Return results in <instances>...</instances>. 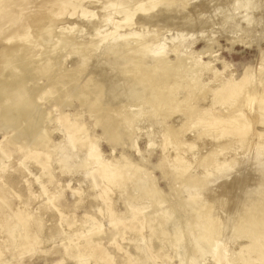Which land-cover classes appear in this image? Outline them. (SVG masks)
I'll list each match as a JSON object with an SVG mask.
<instances>
[{
    "label": "bare ground",
    "instance_id": "6f19581e",
    "mask_svg": "<svg viewBox=\"0 0 264 264\" xmlns=\"http://www.w3.org/2000/svg\"><path fill=\"white\" fill-rule=\"evenodd\" d=\"M190 1L192 0H184L181 3L179 0V4L185 8V13L182 11L184 14L187 13V3ZM261 1L219 0V3L212 6L214 12L221 14V19H219L220 26L224 28L227 23L232 31L228 32H231L233 36L226 38L231 45L244 43L242 35L251 33L254 26L258 23V20L254 18V13L259 11L260 7H263L260 5V3L262 4ZM83 2L84 0H56L54 3L62 9L72 8L75 12L80 10L83 17L91 16V13L84 11ZM95 2L100 4L98 8L102 10V15L97 19V22L92 24L91 22L87 24L74 22L68 26H60L58 27L59 33L56 35L54 33L56 31H53L56 26L52 25L49 15L45 13L32 17L28 25L21 24L18 28L8 30L0 40L4 45L0 50V57L4 59L0 61V73L4 71L8 76L5 78L0 75V78H5L0 81V133L11 134L8 143L17 144L19 152L27 150L28 156L26 160L30 159V161L23 163L24 169L28 179L35 173L34 181L39 187L35 192H32V195L36 197L37 201H48L52 205L53 210L61 217V224L67 231L68 236L71 234V237H76V240L71 239L70 246L65 245L66 255L74 254L73 256L78 258L81 264H112V258L101 249L103 235L101 224L88 214H85L80 220L75 219L74 216H71L70 220H66L68 215L54 203V197L57 192L49 193L46 190L43 179L46 177L49 182L53 183V178L49 172V168L53 165L57 167L61 176L68 178L66 185L58 183L57 187H67L71 195L77 197L76 205L82 204L86 199L101 203L102 208H99L98 212L102 214L101 212L105 209L103 214L108 220L109 226L112 227V240L120 233L133 236L132 240L134 243L136 242L135 250L144 255V259L142 262L139 261L140 263H150V256L155 259L158 256V252L164 249L160 248L161 241L168 239L170 242L167 243H171L176 247H174L176 250L173 257L165 255L169 261L177 258L179 264H198L202 262L203 258L206 259L207 257L213 264H231L230 261L233 258L228 256L230 250L227 243V240L230 239L227 238L228 236L225 233L228 228H225V224L229 223L232 217L229 214L230 206L227 204L229 201L227 199L229 198L228 193H230L228 189H232L229 186V179L233 178V170H236L239 164L242 163L244 165V163L249 162L251 164L250 173L252 172V176L250 174L252 177L251 184H249L251 192H247V198L240 200V202L243 200L244 205H240L241 208L238 209L239 212L234 216L235 220L229 229L230 232L227 233H229L231 239L236 238L239 241L246 242V244L241 246L237 254L232 253L234 260L242 264H264V132L257 133L258 139L253 143V160H251V163L248 161V155H250L249 147L253 141V136L250 134L253 122L255 125L259 124L264 127V52L262 50L260 52V61L263 66L260 65L257 71L247 68L239 79H235L232 73L228 79H225L222 75L223 72L220 73L215 67L211 66V62L201 61L200 58L202 57L196 58L194 68H190L192 79H189L192 80V87L185 88V84L181 87L178 85V89L176 83L171 82V80L175 81L184 77L183 70L184 73L186 72L182 68L189 56H191L188 53L192 51L191 46L202 39L205 48L197 54L203 56L206 54V48L210 47V39L207 37L206 39L203 35L196 33L190 36L191 41L188 42L186 34H181L180 30V33L168 38H161V40L151 35V40H148L150 36L146 38L147 40H144L137 33H132L131 30L126 35H118L116 33L124 27L132 26L134 18L139 17L142 21L149 22V19L151 20L153 16L155 17L153 12L159 6L162 7L159 12L162 14V19H164L165 10L172 8L178 0H100V2L96 0ZM9 4L10 0H0V12L6 9ZM203 7L201 5H193L188 9H191L190 12L195 14L199 13L198 16H200ZM206 8H208V5ZM176 11L178 13V10ZM120 15L122 17L114 21L115 17ZM176 16L179 18V15ZM183 19L188 20L187 15ZM239 20L243 21V27H240L239 24L238 28ZM166 21L164 22H169ZM198 22L203 27L209 21L199 17ZM76 25L80 26V34L76 33V36H72V30ZM159 25L160 22H158V27ZM168 25V27H171L170 22ZM214 25L215 23H210L207 26L213 29ZM155 27L157 28V24ZM88 28L93 30L91 32H94L92 34L94 37L85 40L83 39L85 36L81 33ZM262 29V35L258 42H254L255 44L264 41V25ZM31 34L34 36L32 37ZM50 34L56 36V42L51 40L54 37L52 35L50 38ZM196 35H199L197 39L194 37ZM47 38H50V40ZM246 38V43L249 44V40ZM83 41L85 42V47H82ZM46 42L50 46L46 48L48 49L46 52L41 53L38 59L35 50L40 49L42 44ZM188 48L190 49L189 51ZM79 49L84 51L85 55L94 52V56L97 57H95L96 60L100 58L99 60H104L105 64L100 62L99 65H103L99 66V61H94L95 63H92L93 66L98 65L99 69L102 66L103 68L107 66L108 70L101 68L99 70L100 73H97L96 69V72H94L92 71L93 68H91L89 76L83 78L81 80L82 83L79 81L75 83L74 79L65 77L67 73L63 75V78L60 77L62 74L59 73V70L63 64L62 61H65L63 59L66 57L74 59L72 51ZM184 49H187L188 52L185 51L186 53H183L182 50ZM58 50H65V54L58 53ZM21 52H24V55ZM76 52L79 53V51ZM171 56H174L175 60L170 63L167 60H171L168 59ZM89 61L90 59L88 58V63H86L87 61L81 62L79 66L81 65L82 69L89 71L87 67L90 64ZM144 61L149 62V66ZM220 63L224 70H228L229 67L224 61ZM75 64L72 65L71 63L70 65L76 67ZM143 64H146V66ZM140 65L143 68H140ZM74 67L73 70H75ZM202 69L208 70V74L211 76L208 77L209 80L206 82L201 80V76L200 80L198 77ZM65 70L68 71V69ZM70 73H73V71ZM204 73L206 75V72ZM99 74L100 80L90 77L97 78ZM187 76L189 77V75ZM40 78H45L46 84L38 92V89H35L36 93L32 92L35 87H29L31 90L28 87L26 88V85H23V83L28 84L29 81H31L30 84H34L35 80ZM124 78H132V80L135 78L134 80L137 79V81L148 84L151 89L150 95L147 96L151 105L150 112L148 111L150 106L145 107L148 113L140 109L146 93L143 98L139 97V105L134 110L135 112L132 110V113L128 114L129 112L124 109L128 113L123 110L121 112H124V114L118 111L120 114L114 115L115 111H112L113 117L110 114L109 117L111 119L107 120L108 116L106 115L107 119L105 121L103 120L105 116L96 107L97 104L94 106L91 103L90 114L91 117L95 116V123L92 128H88L86 124L82 123L78 119V115H69L61 112L63 106H67L69 100L73 98L82 103L86 102L84 99L90 93L96 96V94L101 95L102 92V96L107 98L106 96L109 93L106 94L104 91L111 84L113 85L114 80L122 79L123 83H127ZM33 81L35 82L32 83ZM121 81L119 80L120 85ZM115 84L116 86L119 85L118 83ZM60 85L61 89H63L61 91L63 97L56 96ZM141 85L142 83L136 86L141 87ZM122 87L124 88L125 86L122 84ZM180 88L183 94L181 99L176 95ZM109 89L112 88L110 87ZM131 90L133 91L134 87ZM117 91H119V88ZM114 93L117 94L116 90ZM102 96L101 101L103 99ZM112 97L110 96L109 99H112ZM44 102L52 103L56 111H60V117H56L51 110L46 113L43 112L45 113L43 115L42 113L40 114L38 111L44 105ZM102 102H104V99ZM108 104L109 102L106 104L107 107ZM120 106H118L119 110ZM216 106L221 108L220 113L216 112ZM112 110L115 109L113 108ZM177 116L180 117L181 122L173 121L168 124L169 120ZM175 118L174 120H176ZM53 122L57 124V128L53 129L52 127L53 130L47 131L44 125L46 126ZM120 128L129 137L131 151L136 150L137 141L143 135L147 143L145 153L150 157L155 150L154 140L159 135L163 139L161 142L163 147L166 148L169 143H175L178 150L188 146L191 155L195 156L194 169L192 170L186 167L177 156L175 161L178 163V167L174 171L166 170L164 161H159L155 166V169L160 171L165 180H174L176 182L173 188L176 197H179L182 193V188L185 189L187 198L182 197L184 199L180 200V205L178 204V206L183 208L182 216L190 212L193 217L191 218L193 220H191L192 222L190 221V226H187V230L180 231L177 221L175 220L176 223L170 221L176 209L174 207L169 209L167 206H160L163 195L158 187L152 183L154 179L152 175H143L142 171L144 168L139 163L126 161L124 153L110 160L104 159V152L100 145L102 137H98L95 134V130L100 129L105 139H111ZM56 134H60L62 139L56 141L54 138ZM189 135L192 136L193 141L187 140ZM204 139L209 142V146L202 145L200 152H194L197 142ZM236 145L240 146L243 158L246 157L244 163L241 160V162H237L238 165H233L234 160L231 159L228 164L221 163L218 165L216 161L220 152L225 148H231ZM136 153L141 158L139 151L136 150ZM211 166L215 168L211 169ZM198 169H203L204 174L195 175L194 173ZM73 181L76 184L75 188V184L71 187ZM3 184L0 177V262H2V257L9 252L10 248L15 250V259H18L25 253L37 251L41 244V240L34 231L28 215L23 210V205L19 204L16 208L8 206L5 192L2 190ZM235 185H237V182ZM192 189L196 191L190 193ZM115 191L122 192V203L127 212L131 213L130 219L132 221L129 224L126 223L127 221L116 220L118 213H116L109 196ZM186 199L190 202L189 205H186ZM137 200H145V204L140 202L141 206H134ZM259 202L261 204H258ZM3 213L8 214L6 221L3 219ZM10 222H12L11 225ZM168 224L171 228H169ZM121 228L123 229L121 230ZM172 228L173 230L170 232ZM145 231L148 232L146 237L148 243L142 244L146 239L143 237V232ZM186 237L189 239V246L191 245L190 249L193 252L184 260L185 254L183 255L179 248H181V244ZM151 242H157L156 248L155 246H150ZM145 247H147L146 251H144ZM147 251L150 255L147 254ZM195 253L198 254V257ZM134 261L136 260L128 255L127 263L135 264ZM75 263L77 264V262Z\"/></svg>",
    "mask_w": 264,
    "mask_h": 264
},
{
    "label": "rangeland",
    "instance_id": "374dc122",
    "mask_svg": "<svg viewBox=\"0 0 264 264\" xmlns=\"http://www.w3.org/2000/svg\"><path fill=\"white\" fill-rule=\"evenodd\" d=\"M95 1L96 0H84V2H83V5L85 6L84 11L86 13H91L90 15L94 16V17H91V16L83 17V16H81L80 10L75 12L72 8L62 9V8L57 7L54 3V2H56V0H10V4L6 7V9H3V11L0 12V40H1L2 36L8 30H11L12 28H18L21 26V24L28 25V23L30 22L32 17L38 16V15H43L45 13H47L49 15V20L52 23V25L56 26L57 29L56 28L53 29V31H56V32H54V33H56V35H58V33H59L58 27H60V26L61 27L62 26H68L69 24H71V23L73 24L74 22H81L83 24H87L90 22L92 24L94 22H97L98 21L97 19L102 15V10H100V8H98V5H100V4L96 3ZM97 1L100 2V0H97ZM183 1L184 0H180L181 3H183ZM180 2L178 0V2L175 5H173L172 8H168L165 10L166 14H163V16L165 15L164 19H162L163 18V17H161L162 14L159 12L162 7L159 6L160 9L158 7L155 9L156 11L153 12V15H155V17L153 16L151 18V20L149 19V22L144 21V20H143L144 21L143 22L141 19H139V17H137V18H134V21H133L134 24L132 26L124 27L116 33L118 35H126L128 33V31L131 30L132 33H134V34L137 33V35L144 40H147L146 38H148L150 35L152 37H156L159 40H161V38L162 39L168 38L170 36L176 35L177 33L181 32V34H183V35L186 34V37H187L186 39L188 42L191 41V37H190L191 35L198 33V34L203 35L205 38L207 37L208 39H210L211 40L210 41L211 43L209 45L210 47L206 48V50H207L206 54L203 56L197 54L199 51H201L203 48H205V44H204V41L202 39H200L201 41L198 40L197 43H195V45L193 44V46H191V50L193 52L192 51L190 52L189 48H188L189 52L187 51V49L182 50L183 53L188 52V53H190L189 55H191V56H189V58L187 59V62L184 64V66L182 68V70L185 69V72H186V73H184V70H183L184 77L182 79H177L175 81L171 80V82L173 81V83H176L177 88H178V85L181 87V86H184L185 84H186L185 88L192 87V80H190V79H192V76H190V70L192 68H194V63H195L194 61H196V58H199V57H202L200 59L203 62H211V66L215 67L220 73L223 72L222 75H223V78H225V79L226 78L228 79L230 77L231 73L233 74V77L235 79H239L243 75V72L247 68H249L252 71H257V69L260 67V65L263 66L262 65L263 63L261 64V61H260V52H261V50H262V52H264V41H260L259 44H255L254 42H258V40L260 39L262 32H263L262 28L264 25V0L261 1L262 4L260 3V5L263 7L262 8L260 7V10L256 11L254 13V18L258 20V23L254 26L251 33H249L248 35H245V34L242 35L244 43H234L233 45H231L226 40V38H230L231 36H233L231 34L232 31H231L229 25L226 23L224 25V28H222L220 26V24H219L220 20L219 19H221V14L219 12H214L213 7H212V6H214V4L216 5L217 3H219V0H192V1L187 3V8H186L187 13L186 14H184L185 8H183L179 4ZM192 4L194 6H196V5L204 6L202 9L203 11L200 12L201 13L200 16H198L199 13L195 14L194 12H190L191 9H188V8H191V6H193ZM206 4L208 5V8H206L207 7ZM173 7H174V11H173ZM209 7H210V9H209ZM176 10H178V13ZM171 11H173V12H171ZM182 11H184V13ZM173 13H174V15H173ZM228 14H230V13H228ZM176 15H179V18H177L178 16H176ZM185 15H187L188 20L183 19ZM120 17H122V15L115 17L114 21L119 20ZM199 17H201L203 20H207L209 22L206 23V25H203V27H202V25L198 22ZM160 19L163 23L161 21H159ZM163 20L169 21L171 27H168L169 22L165 23ZM178 20H179V22H178ZM157 21L160 22V25L162 23L161 26L159 25V27H161V28L158 27ZM239 21L241 23L238 22V28H239V24H240V27H243V21L242 20H239ZM259 21H260V24H259ZM171 22L174 24H172ZM210 23H215V25L213 26V29H212V27L210 28V26H207ZM156 24H157V28L155 27ZM163 24H165V25L163 26ZM75 27H76V29H75ZM74 29L72 30V34H71L72 36H76V33L77 34L79 33L80 26L76 25V26H74ZM179 30H180V32H179ZM91 31H93V30H91L90 28L83 31V33H81L82 35L85 36L83 39H85V40L86 39H88V40L92 39V37H94V35H92V34H94V32H91ZM228 31H231V32H228ZM52 35L50 34V38H51V36L54 38H51V40H53V42H56L57 41L56 36L54 34H52ZM237 35H241V34H237ZM31 36H32V34H31ZM46 36H47V34H46ZM151 36L149 37L148 40H151L150 39V38H152ZM194 37H196V39H197L199 37V35L198 36L196 35ZM50 38H47V39L50 40ZM245 38L247 40H249V44L246 43L247 41L245 40ZM249 38H251V39H249ZM48 40H46V41H48ZM84 41L82 43L83 44L82 47H85L86 41L85 42ZM47 43L48 42L42 44V47L40 46L41 47L40 49L35 50V54L37 55L38 59L40 58L41 53L46 52L48 50L46 48H48V46H50V44H47ZM245 43H246V45H244ZM45 44H47V45H45ZM3 47H4V45L0 41V50ZM76 51H79V53H77ZM76 51H72V53L74 54L72 57H74V59H71L68 57L63 59L65 61H62L63 64L59 70V73L62 74L60 77L63 78V75L65 73H67V74H65L66 75L65 77H68L72 80L74 79L75 83H78V81L80 83H82L81 80H83V78H86L87 76H89V74H90L89 72L92 70L91 68H93L92 71H94V72H96V70H97V73H100L99 70L101 68L103 70L104 69L108 70L107 66L104 68L102 66L100 69L98 68L99 66L105 64L104 63L105 61L102 59H101L102 61L99 60L100 58L98 60H96L97 57L94 56V52H92L91 54L85 55V52L82 51L81 49L76 50ZM59 52H60V54H65V50H58V53ZM21 53H22V55H24V52H21ZM75 53L79 54L81 56V58L79 55H77ZM76 55L78 56L79 59L76 58L77 57ZM86 57H88L90 59V61H89L90 64L87 66L89 71H87V69L86 70L82 69L81 65L79 66V63H81V62L87 61L86 63H88V58L85 59ZM93 59H95V60H93ZM168 59H171V60H167L168 62L170 61V63H171L175 60V57L171 56V57H168ZM3 60H4L3 57H2V59L0 57V61H3ZM72 60L75 61L76 64ZM77 61H79V62H77ZM94 61L95 62L99 61L98 65L100 62L103 64H100L99 66L98 65L93 66V64L95 63ZM221 61H224L228 65V67H229L228 70L223 69V66L220 63ZM144 62H146L147 66H149V64H148L149 62H147V61H144ZM71 63H72V65L75 64L76 67L71 66L70 65ZM77 63H78V65H77ZM146 64H143V65L146 66ZM77 66H79V67L77 68ZM71 67H72V69H71ZM73 67L75 70H73ZM140 68H143V67L140 65ZM64 69H68V71L67 70L64 71ZM78 69H80V70H78ZM72 71H73V73H70ZM207 71L208 70L205 71V69H202L201 73L199 72V74H200L198 76L199 80H200V76H201V80H203V82H206L209 80L208 77H211V76L208 74L209 71L208 72ZM204 72H206V75ZM97 73H96V75H97ZM75 74H79V75H75ZM185 74H186V79H185ZM0 75H1V77L2 76H4L5 78L8 77L4 71H2V73H0ZM187 75H189V77ZM99 76H100V74L98 75L97 78L92 77V76H90V77L93 79H96V80H100L101 77H99ZM4 77H3V79H5ZM3 79L0 78V81H2ZM44 79L40 78L39 80L36 79L35 80L36 82L35 81L32 82V83L35 82L36 84L35 83L30 84L31 81H29L28 84L23 83V85L24 86L26 85L25 86L26 88L27 87L29 88L32 86L35 87L33 89L34 91H32V92L36 93L35 89H38L37 90V92H38L40 90V88H42L44 86V84H46V79L45 80ZM134 79L135 78H133V80H132V78H126L125 81H127V83H125V82L123 83L122 82L123 80L119 79L120 81L122 80L121 85H120L118 79H117L118 81L114 80L113 85L111 84V86H109V88L111 87L112 89L108 88V89H106L107 92L104 91L106 94L109 93L108 94L109 96L108 95L106 96L107 98H104V96H102L103 95V92H102L101 95L96 94V96L97 95L99 96V97L97 96V98H96V96H93L95 94L90 93L89 95L86 96L87 98L85 97V99H84V100H86V102L84 101L82 103H79V101L76 98L70 99L69 103H67L68 105L63 106L61 112L64 114H69V115H74V114L78 115L79 116L78 119L80 121H82V123L86 124L88 128H90V127L92 128V126L95 123V116L91 117V114H90L91 111L89 109L90 105L93 104L95 106L97 104L96 107H97V109H99L101 111V114L103 113V115L105 116L103 118V120L105 121V119H107L106 115L108 116L107 120H109V119H111L109 117V115L112 114L111 116L113 117L114 111H115L114 115L120 114L118 111L121 112L124 109L129 112L128 113L124 110V112L128 113V114L132 113V110H133V112H135L134 110H136L137 106L139 105V103H138L139 97L143 98V95H145V93H146V96H144V99H145L143 102L144 105L143 104L140 105V109L142 111H145V113L146 112L148 113V111L150 112V110H151V105L148 101L149 97H147V96L150 95L151 89L148 87V84H146L144 82L137 81V79L136 80H134ZM177 81L180 84H178ZM114 82L118 83L119 85L116 86V84ZM184 82H186V83H184ZM188 82H189V84H188ZM131 83H132V85H131ZM140 83H142L143 86L142 85H141V87L136 86L137 84H140ZM143 83L146 85H144ZM122 84H123V86H125L124 88L122 87ZM132 87H134L133 91L131 90ZM135 87H136V89H138L137 91H136ZM143 87L144 88L147 87V88L144 89ZM150 87H152V86H150ZM116 88L117 89L119 88V91H117ZM141 88H142V91H141ZM29 89H31V88H29ZM62 90L63 89H61V85L58 86V93L56 94V96L58 95V96L63 97V95H61ZM115 90H116L117 94L114 93ZM135 91L137 94L135 93ZM144 91H146V92H144ZM180 91H181V93H180ZM176 95L180 99L183 97L181 88H180V90L177 91ZM101 96L104 99V102H102L103 99L101 101ZM110 96H113L112 99H109ZM124 96L127 97L129 101ZM146 97H147V99H146ZM135 98H136V100H135ZM137 99H138V101H137ZM62 100H64V99L62 98ZM98 100H100L101 102ZM105 100L109 102L108 107L106 105L108 102H106ZM95 101L96 102L98 101V102L96 103ZM120 101L122 102V104H120L121 103ZM145 102H147V103H145ZM110 103H112L111 106H110ZM129 104H131V105H129ZM118 106H120L119 107L120 110L118 109ZM123 106H124V108H123ZM128 106H129V109H128ZM149 106H150V108H148V111H147V108L145 109V107H149ZM113 108L115 110H112ZM116 109H117V111H116ZM130 109H131V111H130ZM220 109L221 108H218V106L215 107L216 112L220 113L221 112ZM50 110L53 111V114L56 117H60V111H56V108L52 105V103L48 104L47 102H44V105L41 108H39L38 112H40V114L42 113V115H43L46 112H49ZM105 111H106V113H105ZM108 111L111 113H109ZM43 112H45V113H43ZM124 112H121V113L124 114ZM174 118L172 120H169L168 124L172 123L173 121H177V123L181 122L180 117L177 116L175 118L176 120H174ZM252 122H253V120H252ZM44 127L46 128L47 131H51L54 128H57V124L55 122H53V123L48 124L46 126L44 125ZM52 127H53V129H52ZM260 132H264V127L262 125H259V124L255 125V123L253 122V128L251 129V133H250L253 136V139H252L253 141L249 147L250 155H248L249 156L248 161H250V163L252 162L251 160H253L252 156L254 154L253 143H254V141H256L258 139L257 133H260ZM95 134L98 137H100V136L102 137L100 140V145H101V148L104 152V159L105 160H110L113 157H119V155L121 153H124V158L126 159V161L137 162L140 164V166H142L144 168L142 171L143 175H148V174L152 175V177L154 178L152 183L158 187V189L160 190V192L163 195L161 198V201H160L161 202L160 206H162V207L167 206L169 209H172L174 207L176 209V211L173 213V216L171 217L170 221L171 222L174 221V223H176V221H177L178 229L180 231L187 230V228H188L187 226H190V224L192 222L191 220H193L191 218H193V217H192L190 212H187L188 215L186 213L185 215L182 216L183 208H180L178 206V204L180 205L181 199L183 200L184 198H187V196H186L187 194H185V189L182 188L181 189L182 193L179 195V197H176V195L174 193V189H173L174 185H176V182H174V180H167V179L165 180V178L162 176L160 171L155 169V166L157 165V163L159 161H164L166 170H168V171L173 170L174 171V169L176 167H178V163L175 161V158L177 156V158L179 160L183 161L182 163L184 165H186V167H188L191 170L194 169V157L195 156L191 155L190 150H188V146H185V148H181L178 150L175 143H169L165 148L161 144L163 139L158 135L154 140L155 150L152 153V155L149 157L147 155V153H145L147 150V148H146L147 143L145 141V137L143 135H141L137 141V146H136V150L139 151V153L141 154V158H139L137 156L135 149L131 151V146H130L131 144H130L129 137L126 135V133L121 128L117 130V134L111 139L110 138L105 139L102 136V132L100 129H96ZM10 135L11 134L0 133V177L4 183L2 186V190L5 192L6 202L8 203V206H10L11 208L12 207L16 208L19 206V204H21V206L23 205L22 206L23 210L26 212L25 214L28 215V217L32 223V227H33L34 231L36 232V234L39 236V238L41 240V244H40L39 248L37 249V251L25 253L22 257H19L18 259H15V256H16L15 250L10 248L9 252L6 253L4 255V257H2V259H1L2 262H0V264H2V263L3 264H76L75 262H77V264H81V263H79L78 258L73 256L74 254H69L67 256L66 255L67 253L65 251V245L70 246L71 245V239L76 240V237H71L70 236L71 234L68 236L67 231L63 228V226L61 224L62 223L61 217L59 216L58 213H56L53 210L52 205L48 201H46V200L37 201L36 197H34L32 195V192H35L39 187H38V184L34 181L35 173H33V175H31L28 179L27 173L25 172V169H24L23 163L30 161V159L26 160V157L28 156V152H27V150H22V152H19L17 150V148H18L17 144L8 143ZM54 138L56 141H59L62 139V136L60 134H56ZM187 140L193 141L192 136L191 135L187 136ZM202 145L209 146V142L206 141V139H204L202 141H198L197 147L195 148L194 152H200ZM7 146H8V148H7ZM3 151H5V152H3ZM231 159L234 160L233 165L237 164V162H241V160L244 163V160H246V157L243 158L242 152L240 150V146L236 145V146L231 147V148L223 149L222 152H220V155L217 157L216 162L218 165H220L221 163L228 164ZM246 163H244V165H242V163L239 164V166L236 167L237 169L233 170V173H232L233 178L229 179L230 185L228 184L229 186L232 187L231 190L228 189L230 191V193H228L229 198H227V199H229V201H228L229 203L227 202V204H229V206H230L229 208L231 209V210L229 209V211H230L229 214L232 217H231V220H229L230 221L229 223H231V224L230 225H229V223H226L228 225L225 224V228L228 227L225 233L228 236L227 238L230 239V240H227V243L229 245L228 248L230 250V252H228L229 253L228 256L233 258L230 261L231 264H235V263L242 264V263L238 262L237 260H234V256L232 255V253L237 254L238 251L240 250L241 246L246 244V242L241 241V240L239 241L236 238L231 239L229 233H227V232H230L229 229L231 228V225L235 220L234 216L237 214V212H239L238 209H240L241 206L244 205L243 200L241 202H240V200L242 198H247L246 197V195H248L247 192H251L250 191L251 189L249 187L250 186L249 184H251V179H252V177H251L252 172L250 173L251 164H249V162H248L247 164H249V165H247ZM53 166L49 168V172L51 173V176L53 178V183L49 182V179H47L46 177H44L43 180L45 182L46 190L49 193L57 192L55 194V197H54V203L57 207L62 209V211L65 214H67L69 216V217L67 216L66 220H70L71 216H74L75 219L80 220L81 218H83V216L85 214L90 215L93 219H95V221H97L101 224V232L103 234L102 239H101V249H102V251L107 253L112 258V264H128L127 263L128 255L132 256L133 259L136 260V261H134L135 264H143L140 262L143 261L144 255L135 250V243L136 242L134 243V241L132 240L133 236L120 233V234L116 235L114 237V239L112 240L111 239L112 227L109 226L108 220L106 219L105 215L103 214L105 212V209H104V211L101 212L102 214H99V212H98V209L102 208L101 203L99 201L94 202V201H91L89 199H86L82 202V204L76 205V202L78 201V199L76 196L71 195V192L67 187H65V186L63 188L57 187L58 183H60L61 185H66V183L68 182V178L61 176L59 174V170L57 169V167L55 165H53ZM210 168L214 169L215 167L211 166ZM228 168H230V167L228 166ZM244 171H245V173H244ZM194 174L195 175H203L204 171H203V169H198L197 172H195ZM233 174H235V175H233ZM250 174H251V176H250ZM242 175H243V177H242ZM173 182H174V184H173ZM236 182H237V185H235ZM73 184H75L74 181L71 183V187L73 186ZM75 187H76V184L74 185V188ZM237 187H239V188H237ZM258 189H260V188H258ZM244 190H247V191H244ZM195 191H196L195 189H192L190 193H194ZM115 192L113 194H109V196L111 198V203L113 204V206L116 210V213H118L116 216V220L122 221V222L127 221L126 223L129 224V222L132 221L130 219L131 213L127 212V209L125 208V206L122 203V200H121L122 192H120V193L119 192L115 193ZM182 197H184V198H182ZM117 198H119V199H117ZM140 202L145 204V200H141V201L137 200L135 202L134 206H137V207L141 206L142 204ZM185 203H186V205L190 204V202L187 199H186ZM241 203H243V204H241ZM261 203H262V201H261ZM261 203L259 202L258 204H261ZM235 208H236V210H235ZM4 215H5V217H4ZM55 216H57V217H55ZM7 218H8V214L3 213V219L6 221ZM59 223L61 224V226ZM11 224H12V222H10V225ZM181 224H182V226H181ZM187 224H189V225H187ZM168 226H169V224H168ZM169 228H171V226H169ZM122 229L123 228H121V230ZM172 230H173V228L170 229V232H172ZM143 235H144L143 237L146 238L148 236V232L147 231L143 232ZM129 239H131V240H129ZM146 240H147V238L144 240V242H142V244H147L148 242ZM233 240H236V241H233ZM73 242H75V241H73ZM167 242H170V241L168 239L164 240L163 242L161 241L160 248H162V249L164 248V249L158 252V256L155 259H152V257L150 256V263H144V264H179L177 258H174L173 260L169 261L165 257V255H169V256L173 257L175 254L174 251L176 250L175 249L176 247L173 244H171V243L168 244ZM171 242L174 243L173 241H171ZM150 244H151L150 246H155V248H156L157 242H151ZM119 247H120V249H119ZM190 248H191V245L189 246V239L186 237L185 240L181 244V248H179L180 252L183 255L185 254V258L183 257V255H181L184 258V260L187 258V256H190L191 253L193 252ZM146 250H147V247H145L144 251H146ZM183 250L185 251V253ZM197 250H198V248H197ZM126 252L128 255L125 254ZM147 254L150 255V253L148 251H147ZM195 255L197 256L198 254L195 253ZM8 259H10V261H8ZM209 260L210 259H207V257H206V259L203 258L202 262H199L198 264H213L211 262V260L210 261ZM7 261H8V263H6Z\"/></svg>",
    "mask_w": 264,
    "mask_h": 264
}]
</instances>
